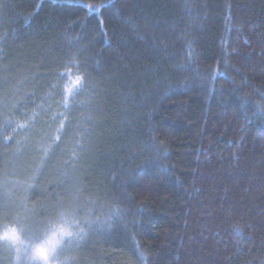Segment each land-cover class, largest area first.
Listing matches in <instances>:
<instances>
[{"label": "trees", "instance_id": "16d2710c", "mask_svg": "<svg viewBox=\"0 0 264 264\" xmlns=\"http://www.w3.org/2000/svg\"><path fill=\"white\" fill-rule=\"evenodd\" d=\"M58 227L54 264H264V0H0V264Z\"/></svg>", "mask_w": 264, "mask_h": 264}, {"label": "rangeland", "instance_id": "374dc122", "mask_svg": "<svg viewBox=\"0 0 264 264\" xmlns=\"http://www.w3.org/2000/svg\"><path fill=\"white\" fill-rule=\"evenodd\" d=\"M64 237L63 228L58 227L49 233L40 243L29 247L28 244L23 242L20 233L16 230L6 231L1 235V239L8 243L17 257L19 256L21 259V256L31 254L30 262H37L38 264H54L56 262V259H54L55 253Z\"/></svg>", "mask_w": 264, "mask_h": 264}]
</instances>
